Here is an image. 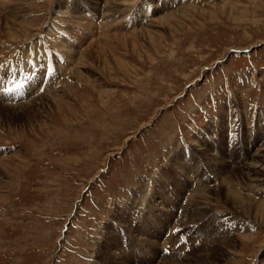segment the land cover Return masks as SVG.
<instances>
[{
	"label": "rangeland",
	"instance_id": "rangeland-1",
	"mask_svg": "<svg viewBox=\"0 0 264 264\" xmlns=\"http://www.w3.org/2000/svg\"><path fill=\"white\" fill-rule=\"evenodd\" d=\"M117 1L0 0V264H264V0Z\"/></svg>",
	"mask_w": 264,
	"mask_h": 264
},
{
	"label": "bare ground",
	"instance_id": "bare-ground-1",
	"mask_svg": "<svg viewBox=\"0 0 264 264\" xmlns=\"http://www.w3.org/2000/svg\"><path fill=\"white\" fill-rule=\"evenodd\" d=\"M119 1V0H118ZM117 1V2H118ZM108 3V2H107ZM112 4V3H111ZM110 4V5H111ZM114 4V3H113ZM117 11V10H116ZM142 31V30H141ZM86 53V52H85ZM100 54V53H99ZM81 60V59H80ZM253 132V131H252ZM247 139V138H246ZM259 140H260V147H258V149L256 150V151H254V152H251V153H248V154H246L245 155V162H244V165H243V168L242 169H240V171L241 172H243L244 173V171L245 172H250L251 173V175H255V176H258V177H255L256 179H250L251 180V182H256L255 184H258V185H256V186H258V188L261 190V191H264V141L262 140V139H260L259 138ZM263 141V142H262ZM191 145V144H190ZM196 145V144H195ZM194 146V145H193ZM197 146V145H196ZM200 147V146H199ZM203 148V147H202ZM199 150V149H198ZM205 152V151H204ZM258 152L260 153V154H258ZM203 154V153H202ZM205 156V155H204ZM213 157V156H212ZM214 157H215V155H214ZM209 160V159H208ZM232 165V164H231ZM240 165V164H239ZM241 166V165H240ZM232 168V167H231ZM239 171V172H240ZM240 172V173H241ZM246 175V174H245ZM251 175H247L248 177H250ZM253 177V176H252ZM213 186V185H212ZM212 189V188H211ZM210 190V189H209ZM196 191H197V189H196ZM204 191V190H203ZM198 192V191H197ZM208 193H209V191H207ZM195 193V192H194ZM193 194H191V196H192ZM204 195V194H203ZM229 195H230V192H229ZM235 195V194H234ZM190 196V197H191ZM199 196V195H198ZM209 196V195H208ZM207 196V197H208ZM236 196V195H235ZM234 196V197H235ZM193 198L195 197L196 198V196L195 195H193L192 196ZM204 197V196H203ZM222 197V196H221ZM239 197V196H238ZM238 197H236V198H238ZM200 198V197H199ZM230 198V197H229ZM231 198H232V194H231ZM201 199H202V197H201ZM234 199V198H233ZM239 199V198H238ZM238 199H236V200H238ZM235 200V199H234ZM141 201V200H140ZM191 201V200H190ZM197 201V200H196ZM234 202H238V201H234ZM188 203H189V199H188ZM187 203V204H188ZM194 203V202H193ZM203 203H205L206 204V202H203ZM191 204H192V202H191ZM205 204H203V205H205ZM202 205V206H203ZM204 207V206H203ZM205 207H207V206H205ZM198 208H200V207H198ZM203 209V208H202ZM195 210H196V208H195ZM199 211H200V209H198ZM202 213V212H201ZM261 215V214H260ZM193 216V215H192ZM261 217V216H260ZM194 218V217H193ZM197 220V219H196ZM194 221H195V219H194ZM191 222V221H190ZM193 222V221H192ZM153 244V243H152ZM232 247V246H231ZM141 254V253H140ZM142 255V254H141Z\"/></svg>",
	"mask_w": 264,
	"mask_h": 264
}]
</instances>
